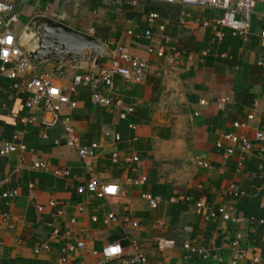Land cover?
Masks as SVG:
<instances>
[{
	"label": "crops",
	"instance_id": "crops-1",
	"mask_svg": "<svg viewBox=\"0 0 264 264\" xmlns=\"http://www.w3.org/2000/svg\"><path fill=\"white\" fill-rule=\"evenodd\" d=\"M5 1L15 3L11 29L17 40L34 16L46 15L93 34L109 55L90 69L34 61L37 71L53 74L57 86L77 102L65 105L61 116L70 118L80 146L89 150L86 157L67 145L62 123H49L52 114L43 101L29 109L23 83L14 90L0 70V138L18 135L19 147L0 154V193L16 191L0 202V260L97 264L105 246L119 244L129 253L134 240L149 264H233V243L239 239L246 255L237 264H264V141H253L243 152L226 138L264 130V3L254 8L247 32L238 35L216 23L224 10L182 0ZM153 11L159 18L150 23ZM151 46L165 54L149 53ZM119 47L147 61L144 80L115 75L113 87L102 89L112 99L108 106L92 103L91 86L70 89L78 72L111 65ZM130 106L134 112L122 120L121 112ZM38 161L46 168H35ZM142 176L144 185H123ZM94 177L123 190L103 198L80 193ZM231 184L237 195L228 194ZM144 193L159 196L158 206L151 207ZM198 202L204 203L200 212ZM218 207L238 220L211 218L209 211ZM109 213L118 220L104 223ZM53 228L60 231L57 237ZM158 238L175 243L159 250ZM79 242L83 249L66 253ZM44 243L50 249L35 254ZM187 244L204 249L207 257Z\"/></svg>",
	"mask_w": 264,
	"mask_h": 264
},
{
	"label": "built area",
	"instance_id": "built-area-1",
	"mask_svg": "<svg viewBox=\"0 0 264 264\" xmlns=\"http://www.w3.org/2000/svg\"><path fill=\"white\" fill-rule=\"evenodd\" d=\"M161 2L173 3L176 0H158ZM183 3L188 5H205L213 6L224 10V14L221 18L216 20L217 24L227 26L231 28L234 34L244 35L250 27V19L254 8L258 3H264V0H182ZM15 3L13 1L0 0V70L5 72L8 78L12 81V88L19 90L22 86L26 92L30 94L29 100L26 105L29 109L36 107L41 101H43V107L45 111L52 114V119L49 123L55 124L57 122L62 123L64 130L67 135L66 143L68 146L77 147L79 154L82 157H86L89 154L87 147L80 146L79 139L74 135V128L71 125L69 117H62V108L69 104L71 107H76L77 102L72 101L70 96L62 91V89L55 83L53 74L48 72H39L36 69L34 61L30 58L28 53L18 44L17 37L11 29V23L17 19L15 13ZM159 18V14L155 11L148 14V21L150 23L155 22ZM209 23H205L208 25ZM165 26L160 25V29L163 30ZM146 35L149 37L152 35V31L148 29ZM261 35L264 37V24L261 29ZM221 33H218V37L221 38ZM149 53H155L159 56H163V51H156L154 47H149ZM148 73V63L145 59L133 56L128 51L124 50L123 47H119V58L114 59L112 64L109 66H103L98 71L78 72L74 77L70 85L72 91H76L80 86H91V101L93 104L98 106H108L112 103V99L109 98L102 92L103 88H112L113 79L115 75H121L127 80L134 82H141L145 79ZM134 112L133 107H126L121 112L120 118L126 120L130 114ZM249 118H253L250 115ZM236 127L244 126V124L235 122ZM131 128H135L134 125H130ZM109 134V133H107ZM226 138L233 140L239 144L243 152L251 150L253 141H264V130H257L254 133L247 134L239 137L234 133L226 134ZM18 135H14L9 139L0 138V154L5 155L10 152H15L19 149L16 141ZM115 139L118 141L121 139L120 134L115 135ZM58 143V141H55ZM232 149H230V152ZM115 160L118 159V153L113 154ZM133 160H138V157H133ZM200 165L210 167V164L204 161H198ZM34 167L38 169L46 168L44 162L38 161L34 163ZM147 182V177L142 176L136 179L127 178L123 185H144ZM2 182L0 181V184ZM33 186V184L31 185ZM113 189V191H109ZM123 190L122 185L112 184H100L94 177L86 185L79 187L80 193L89 192L97 197L103 198L109 195H115ZM227 192L230 195H237L235 186L229 185ZM16 194V191L0 193V202L7 200ZM143 197L146 198L151 207H157L161 201L159 196H152L148 193H144ZM51 205L54 202H50ZM197 209L200 212L201 208L204 207L203 202H198ZM39 210H42L41 206H38ZM211 218L222 217L225 220L237 221L238 218L233 217L225 209V207H218L209 211ZM94 221H98V217H93ZM118 217L114 213H109L102 218L104 223L117 221ZM75 220H73L74 222ZM51 225V224H49ZM60 231L58 228H53V237H57ZM131 252L124 253L123 249L118 253L112 255L106 254V249L115 247L116 244L105 246L102 251V260L97 264H104L106 261L114 260L116 264H149L146 254L141 250L140 245L132 240L130 241ZM175 241L166 238L157 239V247L159 250H165L166 248L172 247ZM85 244L79 242L76 244L69 245L66 248V253L75 252L77 249H83ZM188 249L197 251L203 257H207L206 252L202 248H191V245H186ZM50 246L48 243H44L37 246L34 249L35 254H40L42 251L49 250ZM246 255V250L241 246L240 240L236 239L233 243V258L232 263L237 264ZM65 261V259H64Z\"/></svg>",
	"mask_w": 264,
	"mask_h": 264
},
{
	"label": "water",
	"instance_id": "water-1",
	"mask_svg": "<svg viewBox=\"0 0 264 264\" xmlns=\"http://www.w3.org/2000/svg\"><path fill=\"white\" fill-rule=\"evenodd\" d=\"M17 42L38 64L67 63L72 68L90 69L109 55L105 44L93 34L46 15L34 16Z\"/></svg>",
	"mask_w": 264,
	"mask_h": 264
},
{
	"label": "trees",
	"instance_id": "trees-1",
	"mask_svg": "<svg viewBox=\"0 0 264 264\" xmlns=\"http://www.w3.org/2000/svg\"><path fill=\"white\" fill-rule=\"evenodd\" d=\"M0 264H51L43 260L25 259V258H15L0 260Z\"/></svg>",
	"mask_w": 264,
	"mask_h": 264
},
{
	"label": "clouds",
	"instance_id": "clouds-1",
	"mask_svg": "<svg viewBox=\"0 0 264 264\" xmlns=\"http://www.w3.org/2000/svg\"><path fill=\"white\" fill-rule=\"evenodd\" d=\"M114 250V251H113ZM121 251V248H120V246H119V244H117L115 247H112V248H110V249H106V254H108V255H112V254H114V253H118V252H120Z\"/></svg>",
	"mask_w": 264,
	"mask_h": 264
},
{
	"label": "snow or ice",
	"instance_id": "snow-or-ice-1",
	"mask_svg": "<svg viewBox=\"0 0 264 264\" xmlns=\"http://www.w3.org/2000/svg\"><path fill=\"white\" fill-rule=\"evenodd\" d=\"M109 191H113V189H109ZM114 251V250H113Z\"/></svg>",
	"mask_w": 264,
	"mask_h": 264
}]
</instances>
